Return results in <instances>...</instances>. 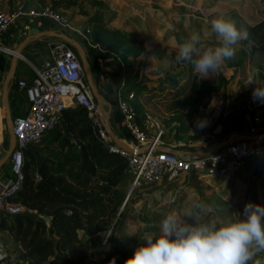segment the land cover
<instances>
[{
	"label": "rangeland",
	"instance_id": "obj_1",
	"mask_svg": "<svg viewBox=\"0 0 264 264\" xmlns=\"http://www.w3.org/2000/svg\"><path fill=\"white\" fill-rule=\"evenodd\" d=\"M68 1L74 4L68 8L65 5L58 8L65 10L63 15L68 18L70 28L55 30L66 33L93 54L99 56L102 54L99 50L106 51L113 59L121 60L123 65L129 63L139 73L140 82L147 83V87H161L174 79L183 81L190 74L188 67L191 63L178 62L176 57L177 44L187 40L191 34H200L203 47L220 45L216 35L210 34L213 19L234 21L238 28H245L247 39L236 46L234 58L226 59L216 71L225 79L224 84L210 81L217 88L208 85L202 93L199 91L182 101L169 104L139 99L135 102V108L141 123H149L148 115L159 124L164 132L160 141L167 147L205 151L233 133L264 134V102L254 100L252 95L256 88L264 87V0H30L24 11L36 14L44 6L53 5V2ZM13 3L8 2L10 8ZM33 17L16 21L13 25L15 33L20 30V33L27 35L26 26L37 22ZM103 29L133 34L135 43L124 46L117 40L104 38L100 34ZM129 46L136 51L129 50ZM140 47L144 50H140ZM157 49H162V58L157 56ZM165 60L169 63H163ZM27 107L22 92L10 93L12 116L23 113ZM217 119L220 120L218 126L215 125ZM62 131L64 135L66 130ZM149 132L153 136L156 130L149 128ZM1 135L4 142L0 140V158L8 145L5 115L0 103ZM46 140L43 139L30 150L36 153L39 160L50 157L60 161L66 150H62L58 142L46 146ZM263 161L255 165L253 173L244 175L243 171L234 187L206 175L190 174L168 186L142 183L132 189L130 179L124 176L117 189L123 196L119 212L123 211L124 216L119 222L120 226H115L110 243H107L109 232L100 235L103 253L98 259L87 256L85 264H124L125 260L133 257L145 231H158L162 218L169 214L182 215L194 200L214 203L216 212L205 217V220L217 223L240 219L239 215L246 204L264 207V177L261 178L260 171ZM70 167L77 165L69 163L67 168ZM7 169L8 163L0 170L6 172ZM114 225L115 221L112 223ZM0 240L14 260L21 254L11 232L0 231ZM257 261L264 264V252L256 253L249 264H256Z\"/></svg>",
	"mask_w": 264,
	"mask_h": 264
},
{
	"label": "trees",
	"instance_id": "obj_2",
	"mask_svg": "<svg viewBox=\"0 0 264 264\" xmlns=\"http://www.w3.org/2000/svg\"><path fill=\"white\" fill-rule=\"evenodd\" d=\"M52 4L57 9L62 5L68 8L74 3ZM43 28L53 29L54 26L45 23ZM100 34L124 46L135 43V37L130 33L103 29ZM128 49L136 51L133 46ZM140 50H144L143 47ZM161 50H156L159 58L163 57ZM124 67L125 79L120 91L124 94L134 93V106L139 99L166 104L182 101L199 91L202 93L208 85L217 88L216 84L225 83L220 73L202 77L191 64L188 67L190 74L183 81L174 79L161 87H147L138 81L139 73L129 63ZM221 118L222 111L218 119ZM218 119L215 123L217 126L220 124ZM63 122L64 127L58 125L45 137L46 146L58 142L62 150H66L60 161L50 157L39 160L30 149L24 153L22 187L14 201L31 212L0 217V231L11 232L22 251L8 264H85L87 256L98 259L104 248L100 235L109 232L107 243H110L124 216L123 211L119 212L123 196L117 189L125 176L127 158L109 151L92 128L84 109L67 108L63 112ZM63 129L66 130L64 135ZM72 138L79 143V153L72 149ZM69 163L77 167L67 168ZM32 166L38 168L42 181H32ZM114 221L115 225L112 226Z\"/></svg>",
	"mask_w": 264,
	"mask_h": 264
},
{
	"label": "built area",
	"instance_id": "obj_3",
	"mask_svg": "<svg viewBox=\"0 0 264 264\" xmlns=\"http://www.w3.org/2000/svg\"><path fill=\"white\" fill-rule=\"evenodd\" d=\"M27 3L29 0H20L10 10L0 11V56L14 54L5 43V39L10 28L20 18L34 16L38 23L54 26L53 30L70 28L68 18L63 15L65 10L54 9L49 4L39 13L27 14L24 11ZM48 45L51 59L46 61L41 69H34V78L30 82L16 79L11 85L12 90L24 93L28 108L25 113L12 116L15 145L7 171L0 170V217L31 212L14 201L22 187L21 167L24 153L38 145L63 121V112L67 108L84 109L92 128L109 151L127 158L128 165L124 175L130 179L132 189L141 186L142 183L168 186L190 174H202L222 182H232L237 179L248 162L264 158V139L259 141L238 139L206 156L195 154L190 149L167 147L160 141L164 132L156 121H152L147 115L149 123L139 122L133 104L135 99L133 92L117 95L116 106L122 117V130L127 136L122 140L129 139L134 149L146 146L149 148L146 151L141 150L136 155L127 153L115 146L108 136L101 112L85 80L82 65L75 51L58 40ZM149 128L156 130L153 136L150 135ZM71 142L73 149L78 151L80 146L77 140L73 139ZM160 146L179 154L160 152L158 150ZM30 177L34 183L42 181L36 168L31 170ZM12 256L0 240V264L12 262L14 260Z\"/></svg>",
	"mask_w": 264,
	"mask_h": 264
},
{
	"label": "clouds",
	"instance_id": "obj_4",
	"mask_svg": "<svg viewBox=\"0 0 264 264\" xmlns=\"http://www.w3.org/2000/svg\"><path fill=\"white\" fill-rule=\"evenodd\" d=\"M210 34L220 40L219 46H201L199 33L177 44V61H188L202 77L234 58L236 46L248 37L245 28L223 18L211 21ZM252 95L264 102V87L256 88ZM216 210L214 203L194 200L182 215L165 216L158 231L142 234L133 257L124 264H249L256 253L264 252V207L246 204L236 221L205 220Z\"/></svg>",
	"mask_w": 264,
	"mask_h": 264
},
{
	"label": "crops",
	"instance_id": "obj_5",
	"mask_svg": "<svg viewBox=\"0 0 264 264\" xmlns=\"http://www.w3.org/2000/svg\"><path fill=\"white\" fill-rule=\"evenodd\" d=\"M18 1H20V0H0V8H1L0 11L6 12L7 8H9V10H10L11 8L9 7L8 2H14L13 3V6H14ZM44 25L45 24L36 22L35 25L26 26V27H27L28 31H29V29L34 28V27H36L39 31L48 30L49 28H43ZM49 30H52V29H49ZM111 30H113V29H111ZM15 32L16 31L13 29V26H12L10 28L8 34H7L6 39H5V43L7 44V46L10 49L13 50V52H14L16 46L28 35V34L24 35V33L23 34L20 33V30L17 31L18 33H15ZM54 41H56V39L42 38V39L36 40V41L32 42L30 45H28L22 53V58L18 61L13 81L16 79H22V80H26V81L30 82L34 78V69H41L43 67L44 63L51 59L50 49H49L48 44H50L51 42H54ZM90 47H93V45H90ZM84 50L86 52L87 59H88L90 66H91V72H92V77H93V82L95 84V87H96L97 91L103 96V98L105 99V101L107 103V105H105V107H104V110H105V112L109 113V119H108L109 126L117 138H119V139H123L124 137L127 138L125 132L122 130V117L119 114V112L117 110V106H116L117 95L119 93L124 94L122 91H120V88L124 84V79H125V77H124V68L125 67L122 64L123 62L121 60L113 59L111 57V55H109V54L107 55V53H105L106 51L99 50V52L102 54H100L98 56L97 54H93L92 51L87 47H84ZM39 53L42 55H38ZM12 56H6V55L0 56V72L2 75L0 78H3V74L5 73V70L7 68H9ZM7 71H8V69L6 70V72ZM138 81H140V80H138ZM145 84H147V83H145ZM11 92H15V90H12L11 86H10V93ZM18 92H20V91H18ZM9 99H10V95H9ZM26 110L23 113H25ZM23 113H21V114H23ZM102 118H103V116H102ZM103 124H104V121H103ZM59 125H64V122L62 121ZM104 127H105V124H104ZM105 129H106V127H105ZM106 131H107V129H106ZM107 134H108V132H107ZM243 134L248 135L245 132H243ZM108 136H109V134H108ZM73 139L74 138H72L71 141ZM0 140L2 142H4L2 135L0 136ZM127 140H129V139H127ZM71 144H72V142H71ZM72 149H73V145H72ZM75 152L79 153L80 149L78 151H75ZM263 159L248 162L246 164V166L244 167V169L238 175L237 179L232 181V182H227V183H230V186L234 187L235 183H237V181H239V179L241 177V173L243 171H244L243 172L244 175L247 173H253V169H254L255 165H257V163L259 161H263ZM34 168H36L38 170L37 167H31V170H33ZM260 171H261V175H262L261 178H263L264 177V161L262 162V167H261Z\"/></svg>",
	"mask_w": 264,
	"mask_h": 264
},
{
	"label": "water",
	"instance_id": "obj_6",
	"mask_svg": "<svg viewBox=\"0 0 264 264\" xmlns=\"http://www.w3.org/2000/svg\"><path fill=\"white\" fill-rule=\"evenodd\" d=\"M42 38H52V39H56L58 41L64 42L75 51L82 65L85 80L103 116V121L107 129V132L112 142L115 144V146H117L120 149L125 150L127 153L131 155H136L141 150L146 151L149 148V146H146L142 149H134L133 144L130 140L119 139L112 132L109 126V123H108L109 113L105 112L104 110V107L105 105H107V103L105 99L103 98V96L99 94V92L97 91L95 87V84L93 82L92 72H91V66L87 59L86 52L83 46L77 40L71 38L69 35H67L64 32H60L56 30L39 31L36 27H34V28L29 29L28 35L16 46L14 50V54L10 61L8 71L6 72L5 77L1 84L0 103L4 110V115H5V127H6V133L8 135V145H7V149L4 152L3 156L0 158V169H2V167H4L8 163L11 153L14 149V145H15L9 95H10V86L14 79L16 67H17L18 61L22 58V53L24 49L28 45H30L32 42L42 39ZM238 139L246 140V141H259V140L264 139V134L244 135L240 133H233L229 137H227V139L220 141L217 145H214L205 151H194L193 153L201 155V156H206L212 152L222 149L226 144L231 143ZM158 150L160 152H171L174 154H179L175 151L167 150L161 146L158 147Z\"/></svg>",
	"mask_w": 264,
	"mask_h": 264
}]
</instances>
